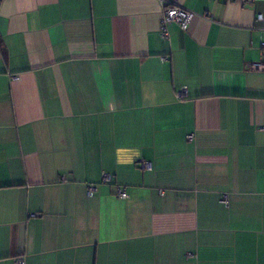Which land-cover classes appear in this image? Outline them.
<instances>
[{
	"label": "crops",
	"instance_id": "crops-1",
	"mask_svg": "<svg viewBox=\"0 0 264 264\" xmlns=\"http://www.w3.org/2000/svg\"><path fill=\"white\" fill-rule=\"evenodd\" d=\"M176 1L0 0V264H264V0Z\"/></svg>",
	"mask_w": 264,
	"mask_h": 264
},
{
	"label": "built area",
	"instance_id": "built-area-1",
	"mask_svg": "<svg viewBox=\"0 0 264 264\" xmlns=\"http://www.w3.org/2000/svg\"><path fill=\"white\" fill-rule=\"evenodd\" d=\"M236 1V0H232ZM161 4V15L159 20V35L161 38L166 39L169 36L168 25L171 23H176L181 29L185 30L191 21V19L195 16V13L187 8L182 7L177 3L176 0H159ZM162 59H168V56L162 57ZM247 67L250 70L264 72V41L261 42V53L260 58L257 61L247 63ZM185 95L184 88H181L177 91L176 96L179 99H182ZM192 135H187V139H191ZM143 168H150L149 164L142 163ZM103 182H109L110 178L107 174H103L102 176ZM97 186L95 184H89L87 193L89 196H92L96 191ZM117 196L120 198H126L127 194L122 187H118ZM226 201V199H224ZM23 260L18 257L14 260V264H22Z\"/></svg>",
	"mask_w": 264,
	"mask_h": 264
}]
</instances>
